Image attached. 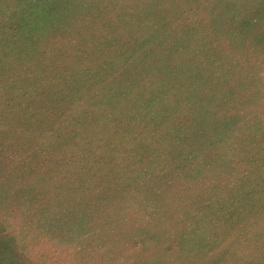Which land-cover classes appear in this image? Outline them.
<instances>
[{"label": "rangeland", "instance_id": "374dc122", "mask_svg": "<svg viewBox=\"0 0 264 264\" xmlns=\"http://www.w3.org/2000/svg\"><path fill=\"white\" fill-rule=\"evenodd\" d=\"M0 242L264 264V0H0Z\"/></svg>", "mask_w": 264, "mask_h": 264}, {"label": "trees", "instance_id": "16d2710c", "mask_svg": "<svg viewBox=\"0 0 264 264\" xmlns=\"http://www.w3.org/2000/svg\"><path fill=\"white\" fill-rule=\"evenodd\" d=\"M200 68H199V73H200ZM194 95H190V101H189V107L193 104V105H196V104H198L199 103V101H200V98L199 97H193ZM193 100V101H192ZM192 101V102H191ZM165 109H168V110H166L167 111V113H166V115H165V117H169V116H172L173 114L171 113L172 112V108L171 107H166V108H164V110ZM163 110V108L161 109V111ZM159 112H160V110H159ZM173 128V127H172ZM226 136V133L224 134V133H222V134H220L219 136H217L216 138L219 140V139H221V138H223V137H225ZM7 246L5 245V244H3V242H0V254H2V256L0 255V263H2V262H5V263H7L6 261H5V259L7 258L8 260H10V258H9V255H8V252H7ZM9 250L11 251V249L9 248ZM9 251V252H10Z\"/></svg>", "mask_w": 264, "mask_h": 264}]
</instances>
